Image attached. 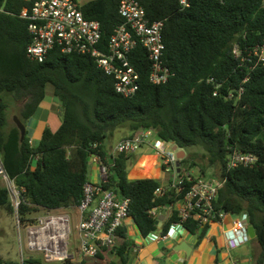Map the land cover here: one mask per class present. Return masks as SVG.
Returning a JSON list of instances; mask_svg holds the SVG:
<instances>
[{"label":"trees","instance_id":"trees-1","mask_svg":"<svg viewBox=\"0 0 264 264\" xmlns=\"http://www.w3.org/2000/svg\"><path fill=\"white\" fill-rule=\"evenodd\" d=\"M120 1L90 0L82 4L87 17L100 20L104 39L124 23ZM139 1L151 21H164L163 58L172 74L166 83H152L148 51L138 46L131 61L140 72V88L126 97L116 91L114 76L100 68L91 55L63 53L56 48L43 62L30 59V20L20 16L30 2L0 0V156L9 176L19 187H25L20 219L33 222L42 208H77L90 178L89 158L98 154L109 166V180L103 187L130 198L129 215L142 235L159 229L167 232L180 220L176 204L183 194L169 190L157 197L158 180L129 179L130 154L109 155L105 148V142L119 128L128 127L132 133L153 128L159 137L174 141L182 149L204 150L186 155L182 168L197 165L196 174L206 175L208 166L215 167L216 178L224 180L215 204L234 215L248 213L256 232L254 240L261 247L256 264H261L264 65L248 69L232 48L237 43L245 49L264 42V0H192L185 9L179 0ZM48 84L53 85L60 103L61 124L56 130L46 127L39 143L33 145L28 130L21 139L9 111L18 103V117L27 125L45 99ZM241 87L244 91L238 100ZM235 152L254 153L258 160L251 166L228 169ZM167 205L171 215L159 227L150 210ZM0 208L13 215L9 191L1 183ZM184 224L190 232L202 230V235L211 227L198 226L193 219ZM119 233L120 260L111 264H128V237L123 228ZM22 264H86V260L48 263L29 256Z\"/></svg>","mask_w":264,"mask_h":264},{"label":"built area","instance_id":"built-area-1","mask_svg":"<svg viewBox=\"0 0 264 264\" xmlns=\"http://www.w3.org/2000/svg\"><path fill=\"white\" fill-rule=\"evenodd\" d=\"M27 1L30 2V6H24L20 16L30 20L28 30L31 42L27 47L30 59L43 62L56 48L63 53L91 55L100 68L114 76L116 91L128 97L134 95L140 88L141 75L133 65L131 56L132 52L141 46L148 51L151 61L150 81L161 84L169 80L171 69L163 58L166 48L164 21H151L139 0L120 1L119 11L124 23L117 26L108 39L103 38L100 20L87 17L82 10V4L77 0ZM191 2L192 0H179L183 9L191 6ZM232 52L241 62L246 63L250 70L264 65V42L245 49L237 43L233 46ZM243 91V87L238 90V100ZM230 96L233 97L234 93ZM146 145L157 152L163 170L171 175L170 184L167 187H157L155 195L163 196L169 190L183 194L177 207L180 220L174 222L167 232L159 234L151 232L145 236L146 238L154 241L168 239L175 233L188 230L184 223L189 219L204 227L221 222L229 214L217 208L215 204L224 180L198 175L189 169L183 170L182 164L179 171L177 163L180 147L175 149L177 144L174 141L159 137L153 128H143L122 139L114 152L128 155ZM257 160L258 157L254 153L235 152L228 162V169L239 165L251 166ZM91 161L99 165L101 182L89 180L84 185V196L76 208L79 217L78 242L72 246V217L65 208L51 210L42 208L43 213L36 215L33 222H22L20 208L25 187H19L9 176L0 156V179L10 194L19 238L21 239V230L24 227L28 249L41 253L44 261L48 263L81 261L97 257L104 250H114L119 245L120 229L130 217V198L119 196L113 189L104 188L103 183L109 180V166L98 154H92L89 163ZM157 209L158 207H153L150 210L156 219L159 218ZM250 225L248 213L243 212L235 217L232 226L225 232L230 248L239 247L253 239L249 231ZM242 233L246 238L240 241ZM262 251L261 264H264V246Z\"/></svg>","mask_w":264,"mask_h":264},{"label":"crops","instance_id":"crops-1","mask_svg":"<svg viewBox=\"0 0 264 264\" xmlns=\"http://www.w3.org/2000/svg\"><path fill=\"white\" fill-rule=\"evenodd\" d=\"M60 109V103L55 95L46 93L39 110L27 121L26 127L31 144L39 143L46 127L56 130L60 126ZM40 110H44L42 114ZM133 134L134 132L132 133L128 127L117 129L105 142L107 153L115 154L114 149L118 142ZM130 156V168L133 167L130 171L131 179L154 178L161 183L162 187L170 184L171 175L163 170L161 158L151 146H143ZM135 163L136 165L133 166ZM89 180L95 183L101 182L98 163L90 162ZM178 205L179 202L176 207ZM163 210L164 208L158 207L156 210L158 217L163 214ZM170 215L171 208H168L164 213L163 223ZM236 216L232 213L227 214L221 222L213 223L204 235L201 234L202 230L196 233L186 230L159 241L150 240L142 235L134 219L129 217L122 226L129 242L125 258L128 264H256L261 247L254 238L236 248H230L227 244L225 232L232 226ZM155 233H162V230L159 229ZM121 240L120 236L118 248ZM181 242L184 244L183 247L179 245ZM84 260L86 264H111L113 261H119L120 256L117 248L106 249L99 256Z\"/></svg>","mask_w":264,"mask_h":264},{"label":"rangeland","instance_id":"rangeland-1","mask_svg":"<svg viewBox=\"0 0 264 264\" xmlns=\"http://www.w3.org/2000/svg\"><path fill=\"white\" fill-rule=\"evenodd\" d=\"M81 4H85L90 0H77ZM46 93L49 95L51 93L54 94V87L52 84H48L46 87ZM58 101V99L56 98ZM59 102V101H58ZM20 111V105L15 103L11 106L9 111V119L14 121V117L18 116ZM44 110H40V113ZM38 113V114H40ZM42 114V113H41ZM119 130V129H118ZM181 149V148H180ZM179 149V150H180ZM178 150V151H179ZM186 154L188 155L190 152H197L202 154L204 150L201 147H192L188 149H184ZM130 161H128L127 175L130 178V171L133 167L130 168ZM199 163H201L200 159H197ZM136 163L133 165L135 166ZM189 169L193 171L195 174L197 173V165L196 166H183V170ZM207 176L216 177L218 175L215 174V167L208 166L207 167ZM0 183L4 186L3 181L0 179ZM72 217V236H71V244L72 246L76 245L78 242V230L77 224L79 221V217L76 212V208H66L65 209ZM43 213V210H39L36 215ZM33 256L35 258H43L42 254L39 252L30 251L26 244V230L22 227L21 230V239L19 238V232L17 228V222L15 217L10 214L8 211L0 208V264H8V262H13L14 264H22L23 259ZM92 264V263H91Z\"/></svg>","mask_w":264,"mask_h":264},{"label":"water","instance_id":"water-1","mask_svg":"<svg viewBox=\"0 0 264 264\" xmlns=\"http://www.w3.org/2000/svg\"><path fill=\"white\" fill-rule=\"evenodd\" d=\"M14 120H15V123L17 124L18 128L20 129L21 131V139H23L26 135V130H27V127L26 125L22 122V120L18 117V116H15L14 117ZM178 146L176 145L175 146V149L177 148ZM186 151L184 149H180L178 151V156H179V161H178V167H179V171L181 170V161L182 159H184L186 157ZM173 191V190H172ZM169 205L166 206V208H164L163 210V214L161 216H159V218L157 219V223L158 225L161 227L162 226V223L164 221V213L166 212V209ZM249 231H250V234L252 236V238H255L256 237V232H255V228L253 225H250L249 226ZM180 247H183V243L181 242L180 244ZM185 249V248H184Z\"/></svg>","mask_w":264,"mask_h":264},{"label":"clouds","instance_id":"clouds-1","mask_svg":"<svg viewBox=\"0 0 264 264\" xmlns=\"http://www.w3.org/2000/svg\"><path fill=\"white\" fill-rule=\"evenodd\" d=\"M182 149V148H181ZM66 209V208H65ZM246 237L244 236V234L242 233L239 237L240 241H243Z\"/></svg>","mask_w":264,"mask_h":264}]
</instances>
